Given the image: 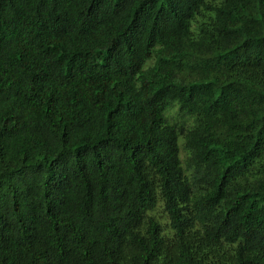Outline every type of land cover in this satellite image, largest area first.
Masks as SVG:
<instances>
[{
  "label": "trees",
  "instance_id": "16d2710c",
  "mask_svg": "<svg viewBox=\"0 0 264 264\" xmlns=\"http://www.w3.org/2000/svg\"><path fill=\"white\" fill-rule=\"evenodd\" d=\"M0 264H264V0H0Z\"/></svg>",
  "mask_w": 264,
  "mask_h": 264
},
{
  "label": "rangeland",
  "instance_id": "374dc122",
  "mask_svg": "<svg viewBox=\"0 0 264 264\" xmlns=\"http://www.w3.org/2000/svg\"><path fill=\"white\" fill-rule=\"evenodd\" d=\"M170 113H172V111H170Z\"/></svg>",
  "mask_w": 264,
  "mask_h": 264
}]
</instances>
